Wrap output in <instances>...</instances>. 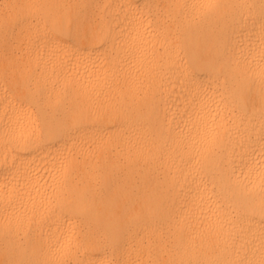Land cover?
<instances>
[{"label": "snow or ice", "instance_id": "obj_1", "mask_svg": "<svg viewBox=\"0 0 264 264\" xmlns=\"http://www.w3.org/2000/svg\"><path fill=\"white\" fill-rule=\"evenodd\" d=\"M222 7L226 6L201 0L170 3L165 19L142 12L126 16L115 25L112 59L103 63L98 57H82L74 47L58 50L63 26L49 17L52 32L37 35L34 43L43 41L50 49L45 63L51 64V71L41 70L39 61L35 69L22 70L26 88L14 91V102L3 107L0 138L14 152L64 147L57 148L55 166L43 185L25 174L5 186L10 207L23 201L15 227L16 234L22 231L21 239L28 241L18 252L21 258L5 264H100L94 258L98 249L111 254L103 264H145L120 256L130 239L139 245L138 252L150 248L157 242L156 230L134 216L119 228L96 230L90 202L77 181L82 166L97 152L133 137L162 144L183 161L186 182L178 194L179 207L171 208L163 221L169 225V237L174 229L183 241L185 229L195 221L201 238L215 234L227 240L231 233L224 231L225 226L243 227L257 206L264 222V106L258 134L252 121L257 94L264 105V0L258 39L239 21L217 20L213 49L202 48L183 74L179 106L163 120L159 116L161 104H168L163 83L156 79L164 69L148 59L150 40L145 36L172 35L169 22L176 33L186 31L207 22ZM121 53L129 66L137 62L144 72L137 70L134 77L128 73L117 60ZM209 55L215 56L211 67ZM49 84L54 96L48 92ZM129 100L140 113L135 124L129 119ZM194 241L192 237L189 243Z\"/></svg>", "mask_w": 264, "mask_h": 264}, {"label": "bare ground", "instance_id": "obj_2", "mask_svg": "<svg viewBox=\"0 0 264 264\" xmlns=\"http://www.w3.org/2000/svg\"><path fill=\"white\" fill-rule=\"evenodd\" d=\"M184 2L198 3L201 0H0V113L4 106L14 102V91L26 88L22 70L35 69L39 61L41 70L51 71V64L45 63L50 49L43 41L38 45L34 43L37 35L52 32L49 17L54 16L63 26L58 50L74 47L82 57H98L103 63L104 59H112L111 38L118 36L115 30L117 21L141 12L165 19L167 5ZM214 2L226 7L199 26L193 25L191 29L176 33L175 25L169 22L172 35L145 36L150 40L148 59L164 69L156 75L157 81L163 83L164 98L168 101L167 105L160 106L161 120L182 101L183 74L192 58L204 47L213 49L217 39L214 30L217 20L225 24L239 21L254 31L257 39L259 37L262 0ZM18 21L24 23L18 25ZM117 60L133 77L137 70L140 73L145 70L137 62L129 66L123 60V53ZM214 61V55L207 57L209 67ZM208 78L210 80V75ZM156 91L159 95V89ZM48 92L55 95L51 84L48 85ZM110 95L115 97L117 93L112 91ZM129 105V119L135 124L140 113L131 100ZM262 106L257 94L252 114L256 134L260 128ZM63 147L57 145L35 153L24 150L14 152L10 147L5 148L0 138V264L21 258L18 252L28 246L27 239H21L23 232L17 235L15 227V218L22 210L23 201L17 200L10 207L5 186L15 183L14 176L25 174L43 185L55 166L57 148ZM204 163L211 165L210 161ZM183 169V161L178 155L151 139H124L115 142L108 150L97 152L77 175V181L91 205L93 227L99 231L119 228L133 216L151 225L156 230L157 242L138 252L139 245L130 239L120 256L126 260H141L145 264L149 261H157L158 264H180L181 261L195 264L199 261L207 264L240 260L244 264H264V222L258 206L251 221L243 227L234 229L225 226L224 231L231 233L227 240L215 234L201 238L195 221L190 229H185L183 241L181 234L174 229V236H168L169 225L163 221L171 208L179 207L178 194L186 182ZM192 237H195L194 245L189 243ZM94 258L103 264L111 258V254L105 255L98 249Z\"/></svg>", "mask_w": 264, "mask_h": 264}]
</instances>
